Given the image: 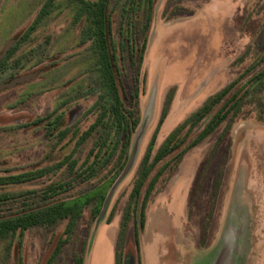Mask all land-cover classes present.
Here are the masks:
<instances>
[{
    "label": "rangeland",
    "instance_id": "rangeland-1",
    "mask_svg": "<svg viewBox=\"0 0 264 264\" xmlns=\"http://www.w3.org/2000/svg\"><path fill=\"white\" fill-rule=\"evenodd\" d=\"M46 2L0 0V61ZM46 12L0 74V177L52 169L1 186L0 194L10 199L0 203V218L42 204L84 208L68 234L59 219L27 229L20 246L16 234L0 237V264H72L81 251L83 264H136L133 223L123 219L136 206L131 190L143 175L142 161L148 156L151 162L175 127L230 84L235 87L195 134L217 110L234 103L236 109L151 192L138 232L139 254L142 264H264V0H110L112 49L125 91L131 82L122 51L125 24L149 29L139 124L119 172L109 165L94 173L92 159L87 163L99 128L73 150L81 133L109 109L98 83L90 20L77 0H55ZM64 128L76 137L57 142ZM70 155L78 171L55 167ZM60 238L66 241L54 252Z\"/></svg>",
    "mask_w": 264,
    "mask_h": 264
},
{
    "label": "trees",
    "instance_id": "trees-1",
    "mask_svg": "<svg viewBox=\"0 0 264 264\" xmlns=\"http://www.w3.org/2000/svg\"><path fill=\"white\" fill-rule=\"evenodd\" d=\"M55 0H47L41 7L39 13L22 34L18 41L12 46L6 57L0 62V74L6 70L9 58L17 51L21 43L25 42L29 35L36 29L47 9ZM80 8L88 16L90 20V35L93 39L94 47L97 52V70L98 83L102 88L103 96L106 98L108 104L107 113H101L97 116L94 123L77 138L74 151H76L91 135L99 128V133L94 146L90 149L87 156V163L92 159V165L95 167L92 171H98L112 165L115 172H119L124 168L128 159V150L130 147L131 134L139 124V109H138V93H139V75L140 68L143 62L144 50L146 46V39L148 36V26L138 27L131 21L125 24L124 47L126 52V59L131 69V82L129 90L121 89L118 81L117 71V56L112 49L113 31L111 20L107 17V11L110 0H77ZM234 84L228 85L222 91L207 98V100L192 114H190L184 121H182L175 129L167 136L166 140L154 154L152 161L148 160V156L141 163V170L143 175L133 184L131 190V197L134 199L136 206L133 207L132 217L124 216V221L128 223L131 219L133 223V240L135 247L136 264L141 263L139 254L140 239L139 231H141L145 224V208L148 198L160 180L167 173V170H174L176 165L182 160L184 155L192 148L202 143L209 135L216 131L222 123L228 118L230 112L236 109L234 103L228 111L217 110L212 119L195 134L196 129L210 115L221 103L226 96L234 88ZM235 96L231 98V102ZM169 106V99L165 101L163 108V116L166 114ZM107 116V117H106ZM60 121V116L56 119ZM71 139L76 137L75 132H71L70 128H64L56 134L57 142L63 141L68 135ZM73 153V152H72ZM164 160L170 162L165 163L160 168ZM173 161V163H172ZM172 164V168L169 167ZM56 168L65 167L67 172L78 171L75 160H71V155L66 156L62 161L55 165ZM155 168V169H154ZM46 168L34 172H28L23 175L0 177V187L7 184H20L28 180H33L42 177L48 170ZM88 168L81 171V174H86ZM154 169V170H153ZM90 175V174H89ZM145 192L138 208L137 201L140 194V189L147 182ZM61 185L57 189H63ZM54 188L53 191L57 190ZM48 193L43 197L48 198ZM10 199V195L0 194V203H5ZM101 205V204H100ZM99 205V206H100ZM84 204L75 203L73 206H65L64 203L42 204L40 206L31 207V209L21 210L18 214L0 218V237H7L9 235H17V246H20V239L23 233L36 226L44 224H53L57 220L65 221V233L68 234L73 230L76 220L81 217ZM94 219L101 208L94 207ZM138 215V220H137ZM137 220V221H136ZM66 238L58 239L54 252L60 250L65 243ZM83 252L74 256L72 264H83ZM116 264H120L119 261Z\"/></svg>",
    "mask_w": 264,
    "mask_h": 264
},
{
    "label": "water",
    "instance_id": "water-1",
    "mask_svg": "<svg viewBox=\"0 0 264 264\" xmlns=\"http://www.w3.org/2000/svg\"><path fill=\"white\" fill-rule=\"evenodd\" d=\"M1 61H2V60H1ZM1 61H0V62H1Z\"/></svg>",
    "mask_w": 264,
    "mask_h": 264
}]
</instances>
